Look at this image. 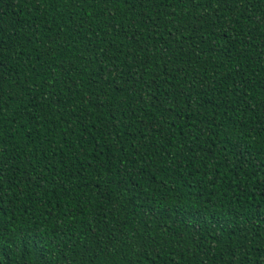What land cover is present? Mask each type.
I'll return each instance as SVG.
<instances>
[{
  "label": "trees",
  "instance_id": "1",
  "mask_svg": "<svg viewBox=\"0 0 264 264\" xmlns=\"http://www.w3.org/2000/svg\"><path fill=\"white\" fill-rule=\"evenodd\" d=\"M0 264H264V0H0Z\"/></svg>",
  "mask_w": 264,
  "mask_h": 264
}]
</instances>
